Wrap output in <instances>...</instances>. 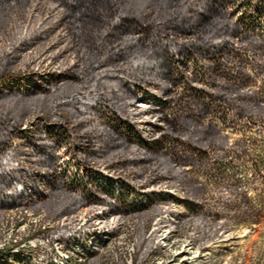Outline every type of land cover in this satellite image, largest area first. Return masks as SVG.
Returning <instances> with one entry per match:
<instances>
[{
    "label": "rangeland",
    "instance_id": "374dc122",
    "mask_svg": "<svg viewBox=\"0 0 264 264\" xmlns=\"http://www.w3.org/2000/svg\"><path fill=\"white\" fill-rule=\"evenodd\" d=\"M58 10L29 0L0 26V55L15 47V69L25 72L0 93L50 92L66 77L55 72L66 59L65 33L39 28ZM141 12L160 15L151 4ZM241 26L246 33L229 47L241 73L210 76L205 65L217 58L183 54L166 79L155 73L139 87L126 115L97 109L75 132L57 111L50 122L30 112L17 125L16 160L6 166L0 158V249L20 243L0 264H264V47L243 42L247 30L264 38V6ZM130 30L138 28L124 25L118 35ZM181 97L190 107L178 105ZM188 108L201 110L190 116L193 125L172 122L181 134L165 132V117ZM213 125L214 141L197 143ZM95 127L115 137L84 132Z\"/></svg>",
    "mask_w": 264,
    "mask_h": 264
},
{
    "label": "trees",
    "instance_id": "16d2710c",
    "mask_svg": "<svg viewBox=\"0 0 264 264\" xmlns=\"http://www.w3.org/2000/svg\"><path fill=\"white\" fill-rule=\"evenodd\" d=\"M28 1L0 0V26L6 28L10 13L15 9L24 10ZM47 1L62 10H58L60 13L57 16L46 17L39 28L46 30L52 27L54 31L65 33L62 38L68 43L61 52L66 53V59L55 72H64L66 77H59L58 81L53 82L50 92H34L25 96L0 93V158L5 157L6 166L12 165L17 158L13 146L17 125L30 112L50 122L56 119L57 111L61 115L57 118L60 124H67L75 132H81L76 126L83 120L95 117L97 109H105L113 114L121 110L126 115L127 102L140 97L139 87L155 73L162 74L166 79L165 72L170 61L180 59L183 54H191L205 63L207 61L203 54L206 52L217 58L216 64L208 62L205 65L210 76L219 69L223 75L231 69L241 73L240 69L243 68L233 61L229 47L234 44L233 37L246 33L241 26L242 21L257 18L264 6V0ZM149 4L160 10L159 17L151 19L141 12L143 6ZM143 20L146 21L143 23ZM124 25L137 26L138 30L118 35ZM247 32L249 34H245L243 42L264 47V38L257 39L250 31ZM221 35L222 40H219ZM19 37L26 36L21 33ZM239 46L243 45L240 43ZM15 53L13 47L0 55V85L20 79L25 73L15 69ZM161 82L162 88L167 90V82ZM187 83L189 87L196 88L190 79ZM214 83L218 85L216 81ZM215 92L223 96L220 90ZM188 101L189 98L181 97L178 105L187 108ZM200 111L188 108L186 113L174 119L165 117V132L169 130L176 135L181 134L172 127V122L189 128L193 125L190 116ZM101 130L108 139L115 137L113 132L100 127H95L93 132L89 129L84 132L102 135ZM218 132L217 126L213 125L210 130L202 132L196 142L202 144L208 139L212 143ZM32 142L43 145L41 140L32 139ZM20 194H24V188ZM146 243L145 231L137 246ZM19 245L16 241L0 249V262L3 258L11 257L14 248L18 249Z\"/></svg>",
    "mask_w": 264,
    "mask_h": 264
},
{
    "label": "bare ground",
    "instance_id": "6f19581e",
    "mask_svg": "<svg viewBox=\"0 0 264 264\" xmlns=\"http://www.w3.org/2000/svg\"><path fill=\"white\" fill-rule=\"evenodd\" d=\"M60 251V250H59ZM62 252V251H61ZM61 252H59L61 254Z\"/></svg>",
    "mask_w": 264,
    "mask_h": 264
}]
</instances>
